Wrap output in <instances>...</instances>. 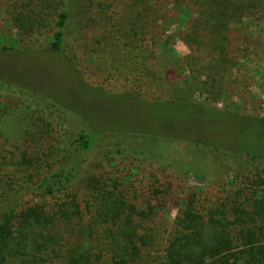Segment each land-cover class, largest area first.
<instances>
[{"label": "rangeland", "instance_id": "obj_1", "mask_svg": "<svg viewBox=\"0 0 264 264\" xmlns=\"http://www.w3.org/2000/svg\"><path fill=\"white\" fill-rule=\"evenodd\" d=\"M181 1L72 0L65 45L56 54L48 43L69 0H0V189L10 190L14 200L3 204L14 210L36 206L47 214L57 212L60 200L37 189L33 196L26 192L37 187L44 171L51 172L54 160L63 163L69 154H79L72 147L78 133H98L88 169H93L90 180L99 184L72 189L64 203L76 216L59 223V245L40 248L36 264H65V255L76 251L84 237L93 264H114L120 252L102 239L107 226L96 222L106 191L111 199L143 211L131 216L136 232L147 238L135 264L161 263L174 235V220L195 195L199 212L221 207L228 224L240 215L242 226H229L234 253L243 250L242 244H264V160L249 157L264 158V123L213 119L206 134L198 135L205 144H227L248 155L210 146L193 147L184 155L181 143L172 152L154 154L140 146V139L148 145L153 136L158 141L154 150L164 148L165 130L156 125L157 112L147 106L164 92L133 76L142 78L145 68L157 69L167 38L174 62L166 66L185 79L188 88L182 92L192 102L264 118V12L231 22L218 47L216 35L207 34L200 43L187 38L198 13L187 0L178 8ZM154 10L156 34L147 32L148 13ZM194 119L188 118L185 128ZM129 128L143 137L112 132ZM126 137L133 152L116 153ZM228 260L226 264H235ZM252 264H264V259Z\"/></svg>", "mask_w": 264, "mask_h": 264}, {"label": "trees", "instance_id": "obj_2", "mask_svg": "<svg viewBox=\"0 0 264 264\" xmlns=\"http://www.w3.org/2000/svg\"><path fill=\"white\" fill-rule=\"evenodd\" d=\"M69 1L59 13L52 39L48 43V50L56 54H60L65 45V32L69 22L68 9L72 4V0ZM187 1L192 2L198 13V19L194 18L189 24L187 38L200 43V41H206L207 34H210V36L216 35L218 47L225 40V32L231 22L235 21L237 23L240 18H249L248 16L264 12V0ZM183 2L185 0L178 3V8L183 7ZM156 11L151 12V15L148 13L151 25L147 32L153 34L158 32L154 26L157 18H152V16L156 15ZM183 13L186 15L185 11ZM169 45L170 41L168 38L162 42L156 70L153 71L152 68L148 67L145 68L146 75L142 78L140 76L136 77V75L133 76V78L138 80L145 79L148 84L163 89L164 94L162 93L161 97L150 101L143 100L148 102L147 106L152 111V114L157 112L156 125L160 124L159 126L165 130L163 138L164 148L154 150L158 141L153 136H151L153 139L152 141L151 139L149 140L150 143L148 145L143 144L140 139L143 135L132 132L133 130L131 131L130 128L128 132H112L128 137H138L141 141L140 146L149 147L151 153L154 154L167 153L168 150H173L175 144L181 143L183 148L180 153L185 155L193 147L206 148L210 146L205 144V140L198 135L206 134V127L213 119L219 120V118H222L231 122L241 121L250 125L264 123V118H253L237 112H226L192 102L189 99V94L182 92V90L184 91L188 88L185 79L176 76L172 66H166V64H173L174 62L168 51ZM69 63L71 70L78 73L73 62L69 60ZM137 75L139 74L137 73ZM124 94H131L135 99L140 98L136 92H125ZM70 112L78 114L75 111ZM78 116L84 119L81 114H78ZM188 118L195 119L190 121L193 123L185 128ZM178 123L182 125V130H179L178 127L180 126ZM93 132H95V135L93 133L90 135L78 133L74 138L72 147L79 154H69L67 160L63 163H56L57 159L54 160L55 166L52 164L53 167L49 168L51 172L44 171L37 187L30 188L26 192L28 195L33 196L35 191L39 190L42 196L60 200L62 205H60L57 212L47 214L36 206L19 210H14L12 205L6 207L3 201L14 202V200L10 190L6 187L2 188V190L0 189V264H36L35 256L42 248L48 249L49 245H59V241L62 238H56L58 233L57 226L60 222H66L69 219V215L77 213L70 206V208L65 206L64 202L71 195L70 192L75 187L80 190H88V186L92 185V183L94 185L99 184L97 179L90 180L89 178L93 174V169H88L90 155L95 148L96 134H98L94 130ZM193 132H196L194 138L192 137ZM130 141L131 139L126 137L125 145L116 149V153H122L123 151L133 152L134 149ZM210 147L217 148L222 152L250 154L234 151L227 144L212 145ZM84 152L86 154H83ZM121 155L132 156V154ZM169 156L170 154L166 156V159ZM249 157L254 161L264 160V158L253 155H249ZM159 160L164 161V159ZM197 199L198 196L195 195L188 202L186 201L179 215L175 218L174 235L161 255L160 264H216L218 262L226 264L229 262L228 257L233 258L235 264H240V262H242L241 264H252L264 259V244L250 243L248 244L249 246L242 244L243 250H239L237 254L234 253L236 251H232L229 226H235L239 222L238 226L241 227L243 221L240 220V215L235 216V220L228 224L225 212L221 207L211 208L208 211H201L205 208H200L201 212L197 211ZM99 207L100 210L97 213L96 222L107 226L102 239L109 243V246L112 245L113 250L116 248L120 252L119 258L114 261V264H135L140 248L147 245V238L136 232L131 216L141 215L143 211H139L133 205L127 204L120 199H111L107 191L105 195H102ZM241 237L244 238L243 235ZM237 240L239 241V238ZM92 242H94V239H92ZM88 243V238L84 237L83 242L80 246H77L76 251L70 250L65 255V264H93L94 258ZM50 250L54 251L53 249Z\"/></svg>", "mask_w": 264, "mask_h": 264}]
</instances>
